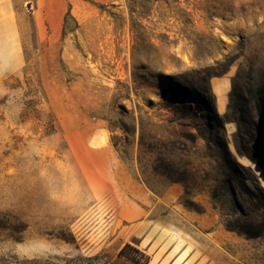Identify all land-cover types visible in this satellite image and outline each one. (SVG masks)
<instances>
[{"label": "rangeland", "instance_id": "1", "mask_svg": "<svg viewBox=\"0 0 264 264\" xmlns=\"http://www.w3.org/2000/svg\"><path fill=\"white\" fill-rule=\"evenodd\" d=\"M128 259L264 264V0H0V264Z\"/></svg>", "mask_w": 264, "mask_h": 264}, {"label": "trees", "instance_id": "2", "mask_svg": "<svg viewBox=\"0 0 264 264\" xmlns=\"http://www.w3.org/2000/svg\"><path fill=\"white\" fill-rule=\"evenodd\" d=\"M142 145H143V143H142L141 137H140V146H142ZM168 179L170 181H177V180H179V179H176V178H173V177H168ZM128 260L131 261L134 264H140V263H137V262H139L138 260H133V259H128Z\"/></svg>", "mask_w": 264, "mask_h": 264}, {"label": "bare ground", "instance_id": "3", "mask_svg": "<svg viewBox=\"0 0 264 264\" xmlns=\"http://www.w3.org/2000/svg\"><path fill=\"white\" fill-rule=\"evenodd\" d=\"M220 108H222V107L220 106ZM106 139H107V135H106V133H105V132H102V141L105 142ZM242 161L245 162L244 160H242ZM246 162H247V160H246ZM255 170H256L257 172H260V168L257 167V166H255Z\"/></svg>", "mask_w": 264, "mask_h": 264}]
</instances>
